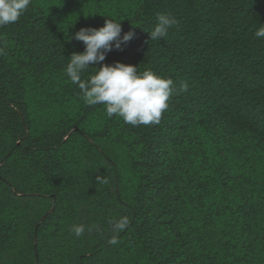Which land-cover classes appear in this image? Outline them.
Returning a JSON list of instances; mask_svg holds the SVG:
<instances>
[{
  "label": "trees",
  "instance_id": "trees-1",
  "mask_svg": "<svg viewBox=\"0 0 264 264\" xmlns=\"http://www.w3.org/2000/svg\"><path fill=\"white\" fill-rule=\"evenodd\" d=\"M158 12L178 24L151 41ZM108 18L135 36L103 63L175 82L159 124L86 106L64 71ZM261 23L264 0H32L0 27V264H264Z\"/></svg>",
  "mask_w": 264,
  "mask_h": 264
},
{
  "label": "clouds",
  "instance_id": "clouds-1",
  "mask_svg": "<svg viewBox=\"0 0 264 264\" xmlns=\"http://www.w3.org/2000/svg\"><path fill=\"white\" fill-rule=\"evenodd\" d=\"M32 0H0V27L16 23L28 9ZM154 28L148 32L149 40L157 41L168 35L169 29L178 24V19L171 13L158 12ZM120 21L106 19L104 25L95 28L87 27L76 31L73 37L83 42L82 52H74L69 56L65 73L72 84L76 85L86 106L103 105L108 118L120 117L125 124L133 127L139 125L159 124L162 115L169 108V99L175 89V82L151 70L138 71V65L115 62L103 63L108 52L113 48L122 50V46L130 42L134 31L121 35ZM256 38H264V23L254 32ZM0 47V55H4ZM99 65V67H96ZM97 70L88 79H82V73L90 67ZM187 83L181 82L180 88L187 90ZM100 183L106 179L96 177ZM127 218L122 219L118 227L127 226ZM71 231L81 236L85 231L83 224L73 225ZM117 243L115 239L109 241Z\"/></svg>",
  "mask_w": 264,
  "mask_h": 264
}]
</instances>
